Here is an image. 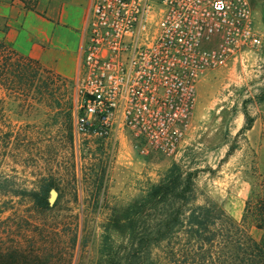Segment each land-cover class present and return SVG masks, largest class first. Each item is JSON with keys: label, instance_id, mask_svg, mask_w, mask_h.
Instances as JSON below:
<instances>
[{"label": "rangeland", "instance_id": "rangeland-1", "mask_svg": "<svg viewBox=\"0 0 264 264\" xmlns=\"http://www.w3.org/2000/svg\"><path fill=\"white\" fill-rule=\"evenodd\" d=\"M249 3L255 25L264 33L260 26L264 0ZM16 59L10 61L13 69ZM18 67L19 78L0 84V178L30 187L44 177L60 186L59 201L47 213V223L59 232L76 230L70 264H137L131 253L136 226L126 231L104 227L110 215L125 209L133 214L147 187L173 166L180 167L181 179L187 177L192 184V190L184 193L190 202L182 203L181 210L215 202L259 239L255 219L257 204L264 200V46L200 77L191 122L171 158L139 155L124 131L102 140L74 135L70 152L63 120L71 111L73 124L74 80L54 78L33 64ZM245 115L251 120L249 129H241L247 123ZM72 164L76 196L66 185ZM7 199L0 198V206ZM171 203V209L180 205L178 200ZM10 205L12 209L0 213V221L9 217V224L19 216L25 224L31 219L26 203L12 197ZM2 224L6 223L1 222L0 229L6 226Z\"/></svg>", "mask_w": 264, "mask_h": 264}, {"label": "built area", "instance_id": "built-area-1", "mask_svg": "<svg viewBox=\"0 0 264 264\" xmlns=\"http://www.w3.org/2000/svg\"><path fill=\"white\" fill-rule=\"evenodd\" d=\"M263 46L249 0H90L73 134L124 131L139 155L174 157L200 77Z\"/></svg>", "mask_w": 264, "mask_h": 264}, {"label": "trees", "instance_id": "trees-1", "mask_svg": "<svg viewBox=\"0 0 264 264\" xmlns=\"http://www.w3.org/2000/svg\"><path fill=\"white\" fill-rule=\"evenodd\" d=\"M30 8H33L31 4ZM13 56L18 62L15 69L10 63ZM19 64L25 68L33 64L54 78L60 77L0 41V84L20 77ZM65 116L63 122L68 125V149L71 152L74 136L71 111H67ZM245 121L247 123L241 129L251 127L247 115ZM93 130V126H89L85 134L102 140L103 136L93 135ZM68 170L72 178L66 185L76 196L74 165H70ZM181 175L180 167H171L157 183L147 187L133 214L125 209L118 215H110L105 230L125 228L126 231L136 226L131 253L138 260L137 264H144L146 260L147 264H264V200H259L257 204L255 220L261 235L256 240L215 202L181 210L182 203L186 205L190 202L184 193L192 190L190 179H181ZM186 175L190 177V173ZM51 191L56 192V197L49 204ZM12 197L26 203L31 219L25 220V224L19 216L9 224L6 222L9 217L0 221L6 223L0 229L4 236L0 239V264H70L77 241L76 230L69 228L59 232L47 223V213L59 201L60 186L44 177L33 181L30 187L0 178V198H9L0 206L1 214L13 208L10 205ZM171 200H178L180 205L171 209ZM161 205L166 209L168 206V209L161 208ZM148 210H153L155 214L148 213ZM160 247L163 248L160 254L153 253Z\"/></svg>", "mask_w": 264, "mask_h": 264}, {"label": "crops", "instance_id": "crops-1", "mask_svg": "<svg viewBox=\"0 0 264 264\" xmlns=\"http://www.w3.org/2000/svg\"><path fill=\"white\" fill-rule=\"evenodd\" d=\"M89 6L90 0H0V41L74 80Z\"/></svg>", "mask_w": 264, "mask_h": 264}, {"label": "water", "instance_id": "water-1", "mask_svg": "<svg viewBox=\"0 0 264 264\" xmlns=\"http://www.w3.org/2000/svg\"><path fill=\"white\" fill-rule=\"evenodd\" d=\"M55 197H56V192L55 191H51L50 198H49V204H52V202L54 201Z\"/></svg>", "mask_w": 264, "mask_h": 264}]
</instances>
